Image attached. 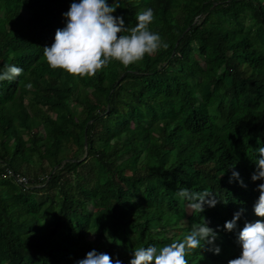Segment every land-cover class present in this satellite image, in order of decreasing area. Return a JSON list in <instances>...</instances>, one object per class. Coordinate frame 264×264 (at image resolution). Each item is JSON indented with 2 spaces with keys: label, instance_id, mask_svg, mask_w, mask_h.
I'll return each mask as SVG.
<instances>
[{
  "label": "trees",
  "instance_id": "obj_1",
  "mask_svg": "<svg viewBox=\"0 0 264 264\" xmlns=\"http://www.w3.org/2000/svg\"><path fill=\"white\" fill-rule=\"evenodd\" d=\"M70 2L0 0V68L25 69L0 82V264H75L92 248L127 264L203 222L221 252L192 250L189 264H228L239 228L264 219L253 214L264 181L251 179L264 146V1L113 0L128 28L152 8L168 47L84 78L43 55ZM181 188L221 201L199 213Z\"/></svg>",
  "mask_w": 264,
  "mask_h": 264
},
{
  "label": "clouds",
  "instance_id": "obj_2",
  "mask_svg": "<svg viewBox=\"0 0 264 264\" xmlns=\"http://www.w3.org/2000/svg\"><path fill=\"white\" fill-rule=\"evenodd\" d=\"M117 7L119 4H114L113 0L111 3L109 0H71L68 10L61 14L63 26L55 30L51 45L43 47L48 66L73 77H92L113 60L128 67L168 47L160 33L150 28L155 19L152 8L137 13L135 26L128 28L122 15H114ZM24 72L25 69L15 63L6 64L0 68V82L16 80ZM25 86L32 87L30 82ZM259 154L256 170L251 175L253 181H264V146L259 148ZM233 180L246 187L239 171H232L230 182ZM258 189L260 194L253 205V214L264 218V182ZM178 195L199 213L205 206L215 207L221 201L213 193L191 192L188 188L179 189ZM243 211V208L237 210L224 222L225 231L238 228ZM218 235L207 222L199 223L182 239L159 248L152 244L135 248L127 264H189L188 253L206 245L218 255L221 252V247L215 243ZM236 240L240 254L228 264H264V219L245 221L236 233ZM75 264H125V261L92 248Z\"/></svg>",
  "mask_w": 264,
  "mask_h": 264
},
{
  "label": "built area",
  "instance_id": "obj_3",
  "mask_svg": "<svg viewBox=\"0 0 264 264\" xmlns=\"http://www.w3.org/2000/svg\"><path fill=\"white\" fill-rule=\"evenodd\" d=\"M8 176H13L17 182L27 183V179L25 177H22L18 174H14L11 170L7 171Z\"/></svg>",
  "mask_w": 264,
  "mask_h": 264
},
{
  "label": "rangeland",
  "instance_id": "obj_4",
  "mask_svg": "<svg viewBox=\"0 0 264 264\" xmlns=\"http://www.w3.org/2000/svg\"><path fill=\"white\" fill-rule=\"evenodd\" d=\"M263 1H264V0H263ZM24 13H26V10H25V9H24ZM244 22H247V20H245ZM258 35H259V36H262V33H258ZM69 102H70V101H69ZM51 115L54 116L53 113H51ZM35 122H36V123H35V124H36L35 126H36V127H39V128L41 129V124H40V122H38V121H35Z\"/></svg>",
  "mask_w": 264,
  "mask_h": 264
},
{
  "label": "water",
  "instance_id": "obj_5",
  "mask_svg": "<svg viewBox=\"0 0 264 264\" xmlns=\"http://www.w3.org/2000/svg\"><path fill=\"white\" fill-rule=\"evenodd\" d=\"M87 143H86V139H85V143H84V146L86 147Z\"/></svg>",
  "mask_w": 264,
  "mask_h": 264
}]
</instances>
